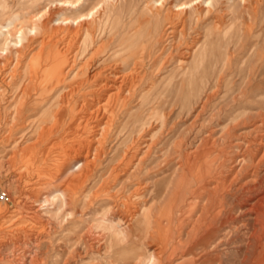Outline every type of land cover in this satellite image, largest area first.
I'll return each instance as SVG.
<instances>
[{"label": "rangeland", "instance_id": "rangeland-1", "mask_svg": "<svg viewBox=\"0 0 264 264\" xmlns=\"http://www.w3.org/2000/svg\"><path fill=\"white\" fill-rule=\"evenodd\" d=\"M80 21L86 25L78 29ZM41 38L62 54L64 86L98 73V82L111 81V71L141 79L135 93L124 88V106L104 97L91 103L98 87L79 88L88 99L76 103L80 133L52 137L58 147L41 144L36 124L14 131L20 94L12 88L25 85L20 77L33 68ZM130 42L141 48L139 61L121 70ZM0 54V264H143L126 243L124 257L108 247L124 238L120 218L153 205L160 179H179L181 159L215 141L222 150L217 172L229 179L264 152V0H0ZM188 73L194 90L186 94ZM160 100L161 118H151ZM34 144L37 152L28 149ZM11 179L17 194L6 188ZM154 220L140 233L142 255L153 254L155 264H194L204 256L201 248L188 254L177 247L187 227L167 229L164 221L159 229ZM246 234L205 258L239 264ZM263 243L244 264H264Z\"/></svg>", "mask_w": 264, "mask_h": 264}, {"label": "bare ground", "instance_id": "bare-ground-1", "mask_svg": "<svg viewBox=\"0 0 264 264\" xmlns=\"http://www.w3.org/2000/svg\"><path fill=\"white\" fill-rule=\"evenodd\" d=\"M85 25L83 21H80L78 29L83 28ZM47 26L48 22H42L40 25L44 31H47ZM76 29L74 30L75 34L79 31ZM42 40L40 48L38 51L36 50L33 68L24 72L22 77H20L22 81L25 82V85L21 86L15 84L12 88L14 93L19 91L20 94L14 105V120L16 122L14 126L15 130L14 128L13 130L21 132L25 128V124L29 122L30 124H36L37 129H39L36 138L38 135L41 144H53V146L58 147L61 144H54L52 137L57 135L68 136L76 133L78 135L80 133L78 131L80 129L77 128L79 124H77V111L75 112L77 107L76 103L79 97L83 102H87L88 99L85 98L83 94L79 96V88H82L84 85L89 89L98 87V94L91 92L89 94L92 98V100H90L91 103H97L98 100L100 101L104 97L107 104L113 102L115 105L120 104L122 106L129 100L128 97L122 96L124 88H127L128 93H135L137 83H139L141 79H137L134 72L115 77V73L113 75V71H111L110 73L107 72V76L111 78V81L98 82L97 77L101 75L98 73L89 79H87V76H83V82H80V84H77L78 86L74 88L68 87L69 85L64 86V63L62 62V54L58 51H53L52 48L54 44L48 43V40L45 42L46 38ZM14 45H16V43H14ZM22 48H24V46L20 44L19 50L17 51L21 52ZM102 49H104V47L100 48L96 53L100 54ZM140 50L141 48L139 45L137 46V42H130L127 44L124 48V52L127 51V54L119 60V69L122 70L131 65L135 66L136 63L138 64L139 60L137 57L138 54H141ZM7 56L8 55L5 54V59ZM1 69L2 66L0 70ZM186 76H188V80L185 86V93L188 94L194 90V77L191 73H188ZM61 86H63L62 89H59ZM10 88V84L5 87L6 91ZM67 88H69V90L63 93ZM56 90L58 92H56L57 94L55 93ZM58 90L61 91L59 92ZM109 90H113L114 94L109 95ZM102 92H106L105 96L102 95ZM186 94L182 101L186 99ZM131 97L132 95L129 96V98ZM160 101L161 103L158 104V107L155 109L156 111L151 114V118L157 116L161 118L160 108L162 106V100ZM98 112L97 110L95 114L97 115ZM47 124H50L48 128L45 127ZM62 138L61 140H63ZM216 144L217 143L212 140L206 141L205 144L197 148L193 156H185L181 159L179 163L181 174L176 182H173L171 176L160 179L161 181L154 192L153 205L149 207L147 211H142L139 217L129 215L127 216L129 219L124 220L123 217L120 218V224L123 223L125 226L124 231H121L124 238L122 240L115 238L108 248L117 249L118 252L116 253L118 257H124L125 254L122 253L124 252V246L121 245L126 243L129 245L128 247L132 249L131 255L135 261H140V257H143V264H155L156 258L153 254L146 256L138 252L140 251V249H138L141 240L140 233L149 229V226L152 225L151 218H154L155 220L153 223L157 225L159 229H161L162 222L164 221L167 224V227L165 226L167 229L175 228V230L180 231L185 227L188 228L189 231H185L187 233L186 241L184 243L180 242L177 247H181L182 249L185 248L188 254H192L196 248L203 249V251H205L204 256L201 259L199 258L200 260H196L197 262L194 264H221L216 259L212 260L205 258L210 254L208 249L235 244L239 240L238 234L247 231L246 239H243L245 253L239 264L247 263V255H249L251 251H256L261 246L264 238V174L260 175L262 169L264 172V152L257 160L256 157H252L250 163L243 164L239 172H236L231 178L224 179L217 172L221 164L216 162L222 150ZM260 144L261 143H259V146ZM29 145L25 146L28 147ZM34 145H31L28 149L37 152L39 147ZM86 161L87 160H85V162ZM13 182L14 180L11 179L9 185L4 186H6L8 190L11 189L14 194H17V187H15L16 184L15 186L13 185ZM154 204L157 205L158 208H155ZM4 210V208L0 209V214L3 213ZM234 213H236L237 216H234ZM151 214H153V216ZM175 214L176 217L178 214L179 216L174 219ZM175 222L176 226H174ZM239 223H242V225L237 228ZM225 230H227L225 235H218ZM230 230H234L235 232L233 234L235 235L233 236L232 234L231 237H228L230 235ZM163 240L165 241L166 239ZM172 244L175 245V243ZM174 247V249H176V245ZM175 253L173 252V254ZM254 256L255 255H253V257Z\"/></svg>", "mask_w": 264, "mask_h": 264}, {"label": "built area", "instance_id": "built-area-1", "mask_svg": "<svg viewBox=\"0 0 264 264\" xmlns=\"http://www.w3.org/2000/svg\"><path fill=\"white\" fill-rule=\"evenodd\" d=\"M0 196H2V197H3V195H0Z\"/></svg>", "mask_w": 264, "mask_h": 264}]
</instances>
